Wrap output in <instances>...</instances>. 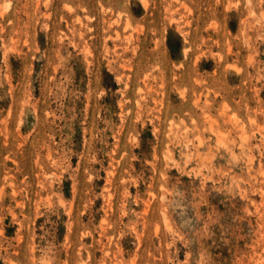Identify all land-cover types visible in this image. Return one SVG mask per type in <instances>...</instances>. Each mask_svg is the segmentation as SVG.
I'll use <instances>...</instances> for the list:
<instances>
[{
    "label": "rangeland",
    "instance_id": "obj_1",
    "mask_svg": "<svg viewBox=\"0 0 264 264\" xmlns=\"http://www.w3.org/2000/svg\"><path fill=\"white\" fill-rule=\"evenodd\" d=\"M0 264H264V0H0Z\"/></svg>",
    "mask_w": 264,
    "mask_h": 264
}]
</instances>
